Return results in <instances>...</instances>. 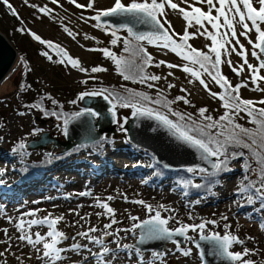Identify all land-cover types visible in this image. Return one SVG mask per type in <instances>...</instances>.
<instances>
[{
  "label": "snow or ice",
  "instance_id": "obj_1",
  "mask_svg": "<svg viewBox=\"0 0 264 264\" xmlns=\"http://www.w3.org/2000/svg\"><path fill=\"white\" fill-rule=\"evenodd\" d=\"M0 3L13 17L21 19L10 0H0ZM68 3L77 9L90 10L92 15L84 16L81 12L80 19L84 23L93 22L92 27L109 37L111 46L122 44L119 54L109 47L89 48L88 51L102 53L112 61L116 72L125 81L131 80L146 85L148 89H155V95L123 86L122 91L103 86L88 89L89 81L96 79L92 74L106 72V68L98 65L89 69L59 44L43 39L31 28L21 26L16 30L29 35L56 53L59 59L55 63L70 65L80 73L89 74L88 79L80 81L85 85V90L67 103L77 106L86 98L99 97L106 104L85 106L78 111L68 112L52 95L37 93L32 102L23 105L26 111L19 112L18 115L26 116L36 112L45 118H55L58 122L56 127L65 137L69 136V126L73 122L87 118L83 126L84 137L94 148L102 149L104 143L108 142V137L104 135L96 138V122L110 118V123L116 124L119 131L127 134V116L122 121L118 109H131V115L138 120L144 118L156 122L152 131L162 128L174 139L177 147L194 150L196 160L175 170L178 178L174 181L172 190L179 188L186 199L191 189L215 195L213 189L221 183L222 174L233 173V164H239L241 177L234 189L237 199L233 203L241 208L250 205L254 213L260 214L258 232L264 235V0H111L106 6L98 5L97 0H68ZM23 4L34 9L40 16L55 19L54 9L48 4L38 5L29 3V0H23ZM51 4L63 7L61 0H51ZM173 13L184 22L181 32L176 31L169 19ZM64 31L73 39L78 35L67 26H64ZM197 37H205L210 41L207 50L189 43ZM240 37L250 47H246ZM84 38L97 40L95 36H88L87 33ZM97 43L101 41L97 40ZM148 45L165 55L175 54L181 62L155 60ZM233 53L238 58L236 62L232 59ZM40 55L49 61L53 60L48 50L42 51ZM222 65H227L235 76L240 77V81L233 84L224 74ZM161 66H166L169 70L166 76L148 70ZM177 69L187 74L188 84L194 85L198 82L212 99L219 101L216 110L218 115L211 114L207 106L197 107L193 104L192 93L187 87L180 88L181 93L187 95H178L174 99H169L164 89L156 87L155 82L167 81L168 77L174 76L173 70ZM29 71L30 68L25 62L24 72ZM210 85L216 86L218 90L213 91ZM249 87L261 94L259 99L243 95V91ZM31 88L32 85L28 83L18 85L19 90ZM166 88L174 89L176 84L168 82ZM47 101L51 102V109L47 107ZM178 101L194 108L195 113L175 109L173 105ZM242 120L245 123H241ZM43 131L34 127L29 135L35 136ZM42 142L43 137L39 143ZM29 147L24 138L13 147L12 152L18 154L23 162L30 155ZM76 147L86 148L88 144L81 143ZM48 156L51 158L52 154L49 153ZM151 160L152 163L148 166L155 169L153 176H161L164 170L171 169L170 163L155 153L151 154ZM4 171L6 170L0 169V174ZM22 171L26 172L27 167ZM181 172L189 175H180ZM197 178L200 183L196 182ZM0 183L3 181L0 180ZM142 183H148V180L145 179ZM117 194L128 201L126 194L118 191ZM72 195L69 193L65 199H70ZM76 195L84 197L91 196L92 193L81 191ZM43 199L57 198L49 196ZM115 199L113 195L103 199L97 196L93 204L89 205L99 209L94 213L96 217L107 218L108 222L102 228L91 223L93 213L81 214L80 210L84 205L78 204L69 208L68 214L77 217L73 226L78 225L80 229L71 236L58 227L65 220L64 213L54 215L53 212H47V215L40 216L39 213L47 210L32 208L21 212L18 219L8 216L9 223L14 224L15 235L7 227L0 229V235L3 236L0 239V264H31L33 258L36 264H65L68 260H72V264H115L120 252H125L129 261L135 256L136 264H169L167 257L170 254L185 258L192 256L193 247L187 246L189 244L194 245L197 250L199 264H209L208 257L220 262L227 261L228 264H258L251 257L257 255L259 249L247 246V243H258L257 237L248 235L241 238L233 231V226L228 222L229 216L224 213L218 219H207L197 218L189 211L187 216L191 222L186 223L178 217L177 210L167 204L154 205L144 199H135L130 203L141 206L144 218L128 212L126 219L130 221V226L114 228V225L122 223L117 219L116 209L109 203ZM202 199L203 197L190 201V206L194 208ZM32 203L39 204L41 201L35 200ZM162 213L168 215L164 216ZM251 215L249 213V218ZM197 219L199 222H196ZM173 221L177 226H170ZM33 226L46 227V231L43 234L41 231L33 232ZM137 232L139 235L135 244L121 243L129 233L135 237ZM190 232L197 234L198 239L195 235H189ZM177 237H182L183 241ZM109 238L115 247L109 246ZM69 240L72 241L70 244L62 246ZM149 241H172L175 253L152 250L151 259L146 260L141 246ZM201 241L208 242L207 248ZM238 246L241 250H236ZM25 249H29L30 254ZM68 253L75 256L69 257L66 255ZM259 264H264V260L259 261Z\"/></svg>",
  "mask_w": 264,
  "mask_h": 264
},
{
  "label": "rangeland",
  "instance_id": "obj_2",
  "mask_svg": "<svg viewBox=\"0 0 264 264\" xmlns=\"http://www.w3.org/2000/svg\"><path fill=\"white\" fill-rule=\"evenodd\" d=\"M79 2H85V0H79ZM10 3L16 7L21 19L17 20L16 17H13L8 9L0 3V33L6 37L7 41L17 52L16 62H13L12 69L0 82V169L6 170L3 174H0V180L3 181V183H0V229L7 227L15 235L14 224L9 223L7 217L11 216L18 219L21 212H26L32 208H40L47 210L39 213L38 215L40 216L47 215V212H53L54 215L64 213L65 220L58 227L71 236L80 229L78 225L73 226L77 217L68 214V209L74 208L78 204L84 205L80 210L81 214L93 213L91 223L102 228L103 224L108 222L107 218L96 217L94 213L99 211V209L89 207V205L93 204L94 198L97 196L103 199L113 195L116 199L109 203L116 209L117 219L122 221L119 225H114V228L130 226V221L126 219L128 212L144 218L141 206L130 203L131 200L135 199H144L154 205L157 203L167 204L176 209L178 217L186 223L191 222L187 216L189 211L197 218L203 217L207 219H218L219 215L224 213L229 216L228 222L233 226V231L237 232L241 238L248 235L257 237L258 243H247V246L259 249V253L251 257L258 264L259 261L264 260V235H260L258 232L260 214L254 213L250 205H245L241 208L233 203L237 199L234 189L238 179L241 177L239 164H233L235 168L233 173L222 174L221 183L213 189L216 193L215 195H209L203 190L191 189L192 191H190L186 199L179 188L176 191L172 190L175 186L174 181L178 177L170 173L153 176L151 172L154 168L148 166L150 159H148L146 154L147 151L129 143L126 140L125 133L119 131L116 124L114 126L116 130L114 133L109 134L108 142L104 143L102 149L94 148L91 143H87L90 145L86 148L74 150L70 148L61 151V146L52 147L48 143L39 149H28L30 155L23 162H21L18 154L9 151V148H13L21 139L26 138L27 141L38 139L41 133L63 140V133L56 127L58 122L55 118H45L36 112L26 116L18 115L19 112L26 111L25 108H19L23 104L17 97L19 96L18 85L20 78L23 76L20 72L24 71L25 62L28 64L30 71L26 73L27 76L22 83L29 82L32 85L31 90H26L28 98L33 100L37 97L36 94L43 90L56 98L60 104H63L65 106L64 110L68 112L78 111L81 108L80 103L77 106H73L67 102L74 99L80 91L85 90V85L80 83V81L88 79L89 76L88 73H80L77 69H72L70 65L64 66L55 63L54 61L58 60L59 57L54 51L47 49L46 46L33 40L29 35L17 31L16 29L18 28H16L15 24H18L19 28L21 26L26 29L31 28L43 39H50L54 43L59 44L74 58H79L83 66L89 69L98 65L106 68V72L92 74L96 79L89 81L88 89L103 86L121 90V86H123L124 88H132L155 95V89H148L146 85H141L138 82L134 83L129 80L128 82H133V85L129 84L130 87L125 86L128 85L127 81L122 80L123 77L116 72L115 65L111 60L104 57L100 52L88 51L89 48L109 47L119 54L122 48L120 45L116 46L119 48L111 46L108 42L109 37L101 33L100 30L93 28V22L84 23L80 19L81 12H83L84 16L92 15L93 13L90 10L77 9L74 5L69 4L68 0H61L63 7L51 4V0H29V3L38 5L48 4L49 7L54 9L53 15L55 19H53L52 17L40 16L34 9L25 6L23 0H10ZM97 3L98 5L106 6L111 3V0H97ZM169 19L172 21L176 31L181 32L184 25L183 20L175 13L171 14ZM64 26L72 29L74 33H78L75 39L68 36L64 31ZM85 33L88 36H95L101 43L98 44L97 40L85 39ZM240 39L241 42L245 43L246 47H250L246 44L243 37H240ZM189 43L194 47L207 50V45L210 44V41L206 40L205 37H197L191 39ZM147 47L157 61L165 59L168 62H181L175 54L168 53L165 55L164 52L158 51L151 45ZM45 50H48L49 54L52 55V61L40 55ZM20 59L24 63L23 66ZM232 59L234 62L238 60L235 53L232 54ZM148 70L162 76H166L169 71L166 66H161V68L151 67ZM222 70L233 84L240 81V77L235 76L227 65H222ZM173 71V77H168L167 81L155 82L156 87L164 89L169 99H174L178 95H187V93H181L180 91L181 87H187L192 93L193 104L197 107L207 106L214 116L219 114L216 111L219 107L218 100L212 99L198 82L194 85L188 84L187 74H184L179 69ZM168 82L176 84V88L168 90L166 88ZM211 87L213 91L218 90L216 86ZM243 95L254 99H259L261 96L260 93L252 91L251 87L243 91ZM3 97L4 100H1ZM46 105L50 109L53 107L49 104ZM173 107L180 111L195 113L194 108L179 101ZM118 114L123 121L125 116L131 115V109H118ZM240 122L245 123L243 120ZM34 127H39L44 131L35 136L29 135ZM102 133V136H104V132ZM49 153L52 154L51 158L48 156ZM38 160H43V165L35 169L34 163H37ZM24 167H27L26 172L22 171ZM102 171L109 173L108 176ZM99 172L104 174L100 175L101 178L98 177ZM187 175L189 174L185 176ZM145 179L148 180V183H142ZM81 191H91L92 195L84 197L76 195ZM117 191L120 194H126L128 201L122 199V196L118 195ZM69 193L73 195L70 199H65ZM49 196L57 199H43ZM201 197L203 199L200 204L194 208L190 206V201ZM35 200H40L41 203L33 204L32 201ZM256 207L259 206L256 205ZM249 213H252L251 218H249ZM162 215L167 216L168 213H162ZM25 219H29V217H25ZM196 222H199V219ZM170 226L175 227L177 225L173 221L170 222ZM32 230L33 232L41 231L43 234L46 231V227L33 226ZM189 235L198 237L197 234L191 232ZM121 236H124V233H121ZM137 236L134 237L129 233L121 243L133 244ZM2 238L3 236L0 235V239ZM71 242L69 240L62 246H67ZM107 243L110 247H115L111 243V238L107 240ZM187 246L193 247V255L185 258L178 254H170L167 257L169 264H199L196 254L197 250L194 245L189 244ZM236 250H241V248L238 246ZM25 251L30 254L29 249H25ZM151 251L152 249L144 250L143 255L146 260L151 259ZM164 251L175 253V246L172 241L164 244L161 252ZM66 255L69 257L75 256L72 253ZM31 264H36L35 258H33ZM65 264H72V260L65 261ZM115 264H136V257L133 256L129 261L127 254L120 252Z\"/></svg>",
  "mask_w": 264,
  "mask_h": 264
},
{
  "label": "water",
  "instance_id": "obj_3",
  "mask_svg": "<svg viewBox=\"0 0 264 264\" xmlns=\"http://www.w3.org/2000/svg\"><path fill=\"white\" fill-rule=\"evenodd\" d=\"M15 57V50L7 41L6 37L0 33V80L4 77L8 69L10 68ZM106 104L102 98H86L84 101L80 102L81 107L85 106H96ZM87 118H82L80 121L73 122L69 126V136L65 137L63 135V140H59L55 137H50L46 133H41L40 138L30 139L27 143L30 145L29 149H39L42 146L50 143L52 147L61 146L63 151L70 149L74 145L81 143H90L84 137L83 126ZM128 123L125 124V127L128 129V133L125 134L126 140L138 146L150 154L155 153L158 157L162 158L165 162L170 163L171 169L176 170L181 169L182 166H185L187 162H192L196 160V155L194 150L185 149L184 147H177L176 142L173 138L169 137L167 132L158 128L156 131H152V128L156 126V122L153 120H147L140 118L139 120L132 115L127 116ZM109 119H99L96 122V138L101 136L102 132L106 136H109L110 133H114L115 128L112 123L109 122ZM44 138V142L39 143L41 138ZM128 137H131V140H128ZM139 235V233H138ZM138 238V236H137ZM136 238V239H137ZM198 239V237H196ZM182 241V237H177ZM136 242V241H135ZM135 242L133 244H135ZM170 241H149L141 247L144 250H158L161 251L164 244ZM205 248L208 246V242H200ZM209 264H228L227 261L220 262L215 260L212 257H208Z\"/></svg>",
  "mask_w": 264,
  "mask_h": 264
},
{
  "label": "trees",
  "instance_id": "obj_4",
  "mask_svg": "<svg viewBox=\"0 0 264 264\" xmlns=\"http://www.w3.org/2000/svg\"><path fill=\"white\" fill-rule=\"evenodd\" d=\"M15 26H16V28H19V25L18 24H15ZM121 46H122V44H121ZM120 46V47H121ZM118 51V50H117ZM54 53V52H53ZM25 78H21V80H20V83H22L23 82V80H24ZM122 80L123 81H125L123 78H122ZM129 81V80H128ZM127 81V84L128 85H125V86H128V87H130L129 86V84L130 85H133V82L132 83H130V82H128ZM19 83V84H20ZM28 84H30L29 82H28ZM123 89L121 88V90H119V91H122ZM34 91H36V90H34ZM41 95H43V94H46L47 92H44L43 90H40V92H39ZM27 91L26 90H19V96H17L18 97V100H20V101H22L21 103L24 105V104H27V103H30V102H32L33 100H31V99H29L28 98V96H27ZM35 94H36V92H35ZM36 96H37V94H36ZM36 96H34V97H36ZM46 104H49V105H51V102L50 101H47L46 102ZM20 105V104H19ZM18 105V106H19ZM23 105H21V106H19V108L21 107V109H23L24 107H23ZM52 106V105H51ZM14 107H16V105H14ZM49 118H51V117H49ZM52 119H54V118H52ZM88 145H90V144H88ZM12 147H10L9 148V151L12 153ZM77 149V148H76ZM74 150V149H73ZM147 155H148V159H150V162H148V164L150 165L151 163H152V160H151V154L150 153H148L147 152ZM35 164V169L36 168H40V167H42V165H43V160H38V162L37 163H34ZM155 171V169H152V172H151V174L153 173ZM165 173H170V174H173V175H175V176H177V173H176V171L175 170H172V171H170V170H164V174ZM163 174V175H164ZM182 174H185L186 175V173H184V172H181L180 173V175H182ZM196 182L197 183H200V180H199V178H197L196 179ZM190 191H192V190H190ZM201 191V190H200Z\"/></svg>",
  "mask_w": 264,
  "mask_h": 264
},
{
  "label": "flooded vegetation",
  "instance_id": "obj_5",
  "mask_svg": "<svg viewBox=\"0 0 264 264\" xmlns=\"http://www.w3.org/2000/svg\"><path fill=\"white\" fill-rule=\"evenodd\" d=\"M20 61H21V59H20ZM21 63H22V61H21ZM23 64L24 63H22V66H23ZM23 68V67H22ZM21 75H23L21 78H26V76H27V74L23 71V72H21Z\"/></svg>",
  "mask_w": 264,
  "mask_h": 264
},
{
  "label": "bare ground",
  "instance_id": "obj_6",
  "mask_svg": "<svg viewBox=\"0 0 264 264\" xmlns=\"http://www.w3.org/2000/svg\"><path fill=\"white\" fill-rule=\"evenodd\" d=\"M102 172H104V173L106 174V176H108V174H109V173H107V172H105V171H102ZM100 175H104V174H102L101 172H99V173H98V177H99V178H101Z\"/></svg>",
  "mask_w": 264,
  "mask_h": 264
},
{
  "label": "built area",
  "instance_id": "obj_7",
  "mask_svg": "<svg viewBox=\"0 0 264 264\" xmlns=\"http://www.w3.org/2000/svg\"><path fill=\"white\" fill-rule=\"evenodd\" d=\"M6 74H7V73H6ZM6 74L4 75V77L6 76ZM4 77H3V78H4ZM2 80H3V79H1V80H0V82H1ZM1 99H4V97H3V98H1Z\"/></svg>",
  "mask_w": 264,
  "mask_h": 264
}]
</instances>
